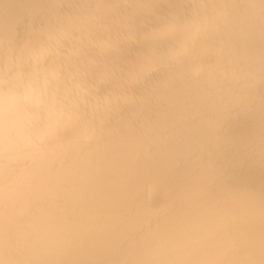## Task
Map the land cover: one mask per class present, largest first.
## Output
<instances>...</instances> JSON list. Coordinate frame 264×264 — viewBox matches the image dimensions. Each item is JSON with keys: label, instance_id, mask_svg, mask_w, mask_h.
<instances>
[{"label": "clouds", "instance_id": "obj_1", "mask_svg": "<svg viewBox=\"0 0 264 264\" xmlns=\"http://www.w3.org/2000/svg\"><path fill=\"white\" fill-rule=\"evenodd\" d=\"M0 264H264V0H0Z\"/></svg>", "mask_w": 264, "mask_h": 264}]
</instances>
